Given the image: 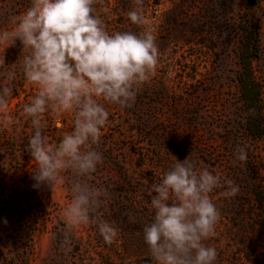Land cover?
<instances>
[{"label":"rangeland","instance_id":"374dc122","mask_svg":"<svg viewBox=\"0 0 264 264\" xmlns=\"http://www.w3.org/2000/svg\"><path fill=\"white\" fill-rule=\"evenodd\" d=\"M29 6L0 0V30ZM94 8L110 34L151 28L156 74L130 106L105 103L96 171L67 170L51 190L33 187L31 123L20 116L35 89L22 76L13 82V123L0 126V264H155L143 239L154 218L152 185L187 157L197 172L221 176L223 186L209 194L219 220L204 241L217 251L214 264H264V0H143L144 26L128 19L135 0H97ZM21 50L19 41L0 48V59L11 65ZM45 120L50 143L72 130L70 113ZM238 147H246V161L236 159ZM76 180L103 194L89 222L70 231L64 209ZM226 180L239 186L236 196L225 195ZM101 221L118 231L111 244Z\"/></svg>","mask_w":264,"mask_h":264},{"label":"clouds","instance_id":"9594fccd","mask_svg":"<svg viewBox=\"0 0 264 264\" xmlns=\"http://www.w3.org/2000/svg\"><path fill=\"white\" fill-rule=\"evenodd\" d=\"M97 0H30L10 28L0 30V48L22 50L18 60L8 65L0 59V126L13 123L9 105L13 82L22 76L35 89L23 104L20 116L31 123L27 151L37 164L36 183L50 190L63 183L62 173L71 170L77 177L90 176L101 161L94 150L101 129L109 121L105 103L128 107L135 102L136 89L156 74L160 52L151 28L140 34L106 30L95 14ZM127 13L131 23L146 24L143 0ZM72 114V130L57 143H50L43 130L45 114ZM236 159L247 160L246 147L236 149ZM225 195L234 197L239 186L226 180ZM223 186L221 176L204 169L197 172L187 157L176 159L161 182L152 185L153 221L143 229L155 264H214L215 248L204 241L215 232L219 212L210 193ZM74 198L64 209L68 229L87 224L90 210L100 204L102 189L76 180ZM99 232L111 244L118 235L110 223L101 221Z\"/></svg>","mask_w":264,"mask_h":264}]
</instances>
